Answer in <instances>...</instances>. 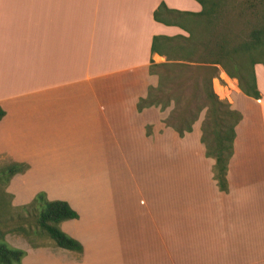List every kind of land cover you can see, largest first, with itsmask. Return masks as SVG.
Returning <instances> with one entry per match:
<instances>
[{
    "label": "crops",
    "instance_id": "crops-1",
    "mask_svg": "<svg viewBox=\"0 0 264 264\" xmlns=\"http://www.w3.org/2000/svg\"><path fill=\"white\" fill-rule=\"evenodd\" d=\"M159 3L200 10L195 0H0V158L27 165L7 190L15 205L39 191L66 201L77 217L59 227L82 246L25 247L21 264H264L263 67L253 66L258 98L220 67L211 79L241 113L219 190L199 141L203 111L178 136L161 122L172 103L135 108L157 82L150 61L163 62L152 37L184 34L152 18Z\"/></svg>",
    "mask_w": 264,
    "mask_h": 264
},
{
    "label": "trees",
    "instance_id": "trees-1",
    "mask_svg": "<svg viewBox=\"0 0 264 264\" xmlns=\"http://www.w3.org/2000/svg\"><path fill=\"white\" fill-rule=\"evenodd\" d=\"M195 1L200 5L197 12L169 9L163 3L152 11L155 21L176 25L184 34L152 37L150 52L160 55L163 62L150 61L148 73L155 74L157 82L147 86L145 96L138 97L135 108L139 111L153 105L162 110L172 103L161 122L178 136L189 132L203 111L199 141L204 146V155L214 160L212 177L218 189L226 191V166L232 154L234 127L241 113L218 98L212 90L211 79L220 67L227 76L236 79L242 93L259 97L253 66L261 64L264 70V0H237L238 9L232 19L222 17L223 0ZM239 21L250 24L245 33L234 28ZM3 115L0 107V118ZM26 169L25 163L5 162L0 166V183L6 185L14 174ZM2 194L10 197L6 191ZM17 208L21 211L17 215L18 225L0 230V264H21L24 249L10 245L4 235L10 231L27 234L32 225L57 247L82 250L81 244L59 227L61 221L77 217L66 201L49 200L39 191Z\"/></svg>",
    "mask_w": 264,
    "mask_h": 264
},
{
    "label": "rangeland",
    "instance_id": "rangeland-1",
    "mask_svg": "<svg viewBox=\"0 0 264 264\" xmlns=\"http://www.w3.org/2000/svg\"><path fill=\"white\" fill-rule=\"evenodd\" d=\"M222 10V17L223 19H232L235 16V12L238 9L237 0H223L222 6H220ZM250 23V22H249ZM250 27V24H244V22L239 21L236 28V31L242 29V33H245L247 29ZM255 73L259 80V85L261 91L264 93V73L255 69ZM263 74V75H262ZM263 77V78H262ZM213 89L216 93L220 96L222 95L221 87L217 84L216 81H213ZM6 162L5 158H0V166ZM8 184V183H7ZM7 184L2 185L0 183V230H8L18 225L17 215L20 213V209L17 208V205L12 204L11 196H4L2 191L7 190ZM9 193V192H8ZM4 239L12 246L25 248V247H38L43 246L44 243H51L53 245L54 242L41 232L37 230L33 225L29 228L27 234H23L20 231H10L6 232L4 235ZM25 251V250H24Z\"/></svg>",
    "mask_w": 264,
    "mask_h": 264
}]
</instances>
